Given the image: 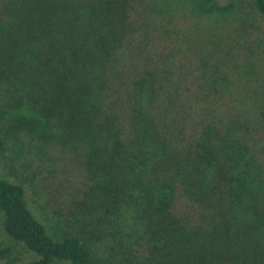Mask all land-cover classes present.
Masks as SVG:
<instances>
[{
    "label": "trees",
    "instance_id": "trees-1",
    "mask_svg": "<svg viewBox=\"0 0 264 264\" xmlns=\"http://www.w3.org/2000/svg\"><path fill=\"white\" fill-rule=\"evenodd\" d=\"M238 1L0 0V63L10 77L52 95L74 149L99 164L96 216L117 223L131 210L177 252L170 264H232L239 212L264 224L256 187L237 174L245 145L211 119L188 128L182 99L191 32L218 42L231 21L243 19ZM250 1L264 19V0ZM0 213V264H144L129 246L116 256L106 253L110 246L95 250L88 239L101 230L55 240L24 188L5 179ZM20 245L38 259L21 262Z\"/></svg>",
    "mask_w": 264,
    "mask_h": 264
},
{
    "label": "rangeland",
    "instance_id": "rangeland-1",
    "mask_svg": "<svg viewBox=\"0 0 264 264\" xmlns=\"http://www.w3.org/2000/svg\"><path fill=\"white\" fill-rule=\"evenodd\" d=\"M237 3L244 7L243 19L231 21L218 42L191 32L182 99L191 113L188 128L199 130L211 119L224 135L245 145L237 174L256 187L264 219V19L252 1ZM57 107L49 92L15 80L0 63V179L24 188L28 207L55 240L101 230L99 238L88 239L95 250L110 246L115 250L106 253L116 256L124 245L144 264H170L177 252L140 227L131 210L123 211L117 223L111 216H96L101 196L93 187L101 182L102 170L85 149H74ZM242 213L232 225L234 239L226 244L232 264H264V224ZM2 221L0 213V245L6 242ZM15 253L21 262L38 259L21 245Z\"/></svg>",
    "mask_w": 264,
    "mask_h": 264
}]
</instances>
